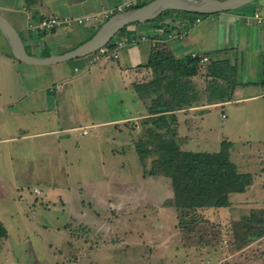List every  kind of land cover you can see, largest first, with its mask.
Masks as SVG:
<instances>
[{
  "label": "rangeland",
  "instance_id": "1",
  "mask_svg": "<svg viewBox=\"0 0 264 264\" xmlns=\"http://www.w3.org/2000/svg\"><path fill=\"white\" fill-rule=\"evenodd\" d=\"M17 1L20 3V0ZM118 1L122 0H106L109 7L115 6ZM143 1L149 2L150 0H129V6L113 11L115 13L124 11L129 9L128 7H134ZM260 2L264 3V0H254L234 10V12L241 10V15H250L253 12L252 8L256 4H261ZM12 4V0H0V14L8 21H12V19L7 9L3 7ZM56 11L59 12L58 9ZM114 12L110 16L115 14ZM169 14H163L152 21L163 22L169 17ZM209 16L210 14L201 15L202 21L200 23L209 22ZM135 24L132 23L123 27L122 32L136 26ZM97 28L95 27L92 31L88 30L87 26L61 29L66 37L65 40L73 42L87 40ZM150 29L148 28L145 32L149 33ZM119 33L121 32L114 35L109 44L113 43ZM0 47L7 50L5 39L1 34ZM104 47L110 54V46ZM94 53L95 55H102L99 50ZM22 64L20 70L25 78L32 79L33 82L38 80L40 83V76H43L41 75L42 71H40L42 69L30 72L29 67ZM255 75L256 71L251 69L250 76ZM81 78L82 76H75L76 83H72L74 87L72 91L75 94H72V98L69 99L70 105H68V110L70 109L69 111L72 112L73 116L71 122H66L67 111L65 109H62L60 114L62 120L66 122H62V124L60 117H57L53 110H49L47 127L56 129L55 132L44 135L36 134L25 140L18 138L14 147L10 148L9 153L0 147V213L8 229L7 241L9 242L1 244L0 264H133L130 261L110 259L111 256L108 251L117 247L116 244L120 243L118 239L121 236L114 234L111 237L98 236L99 233H94L105 231L104 226L109 223V218L117 219L107 206H104L105 201L107 203L109 199L117 207L123 208V213H129L126 215V218L129 219L117 224L113 221L115 222L113 227L119 225L121 232H130V238L136 243H138V239L143 240L146 248L156 247L151 239L160 238L162 234H165V231H177V234L180 235L178 240L169 241L168 238L170 237L167 236L164 239L165 242H162L161 246L158 247V250L164 247L168 248L164 250L161 257L169 264H264V249H262L264 248V235L255 240H250L247 238L246 232H251V229L248 230L245 225H240L241 229H234L236 226L234 224L237 221L247 218L252 212L264 217V207L246 208L241 212V215L236 210H231V213H228L229 210L222 208H194L189 209L190 212L187 214L182 210L174 218V214L171 216L170 212L167 214L166 210L162 209L163 206H159L154 198L150 204L152 205L151 208L149 204L143 201L144 197L151 195L152 192L153 196L156 194L157 185L144 186L141 180L139 182L140 167L143 173L158 169L161 160L158 142L161 136L164 140L171 137V131L165 132L164 128L155 127L156 133H152L151 131L148 132V128L145 126L143 134L136 135L135 132L139 130L136 124L138 120L127 122L129 125H126V136L131 137L132 141L134 137L135 142L133 143L135 146L138 144L139 149L144 152L143 169L135 148H127L124 137L117 139V136L111 133L113 130L109 129L110 125L99 124L121 114L128 108L126 98L134 93L130 91V87L125 88V78L123 76L110 78L106 76L104 81L99 82L97 78L92 77V80L86 78L83 83ZM25 83L24 76H21L17 71L14 72L0 61V91L3 94L6 91L24 93L21 86ZM70 86L71 84H68L66 88L69 89ZM2 98L4 99V97ZM3 99L0 98L1 103L5 100ZM148 102H150L149 98ZM249 104L251 103H246L242 108L229 106L228 110L238 108L239 117L237 120H247L250 115L248 112ZM219 112L220 110L217 111L216 118ZM20 118L30 126L28 128L33 133L42 129L40 125L34 127L38 121L30 122L24 115ZM237 120L227 127L231 123V117H229L228 120L221 123V126L215 127V133L218 134L219 131L232 133L229 134L234 137L231 138L232 145L239 152L242 150L245 155H253L254 153L263 155L264 140L257 139L258 130L250 127V123L246 125ZM222 121L223 119H221ZM69 124L77 128L66 131L65 128L68 127L64 126ZM83 129L87 133L83 134ZM103 132L110 134L106 140ZM160 132L164 133L160 136ZM244 136L251 137L250 141L240 142L239 139ZM122 148L123 151H121ZM112 149L115 150L114 153H111L113 152ZM7 167L13 171L12 176L10 170L6 169ZM22 173L30 175H26L28 181L16 186L14 181ZM26 177L22 176V179ZM50 187L51 196L54 197L53 201L47 197L45 200V195ZM160 188L164 189V183L160 184ZM35 189L39 190V195L36 194ZM157 193L161 194L162 192ZM241 193H231L233 204L236 202L243 203V200L239 198L247 196ZM253 195L258 197V194ZM259 196L264 199V192ZM10 198L14 199V203ZM17 200L25 205L22 208L18 207ZM29 201L31 202L28 204ZM138 205L144 206L137 208ZM94 207L96 227L94 224L92 225L94 231L92 229L89 235L86 227L76 224L73 218L78 221L83 220L84 217L81 214ZM139 209L152 210L153 215L157 217L155 219L152 217L148 224L147 222L140 224L139 219L131 221L132 213ZM94 212L92 211V213ZM160 212L164 215H161ZM18 213L22 216L17 215ZM26 215H28L27 218ZM234 216H236L235 221ZM128 220L132 223L126 227L125 222ZM136 220L139 222L136 223ZM66 223L68 224L66 225ZM255 227L263 228L264 225L256 224ZM59 230L68 232L69 238L63 239L62 232ZM171 234L173 233H169V235ZM144 236H146L145 239H143ZM126 242L125 247L127 248L134 243L131 239L126 240Z\"/></svg>",
  "mask_w": 264,
  "mask_h": 264
},
{
  "label": "crops",
  "instance_id": "2",
  "mask_svg": "<svg viewBox=\"0 0 264 264\" xmlns=\"http://www.w3.org/2000/svg\"><path fill=\"white\" fill-rule=\"evenodd\" d=\"M128 1H118L115 6L109 7L106 0H20V3L17 0H12V5H7L3 8L7 9V12L10 14L12 21H9V23L19 33L27 53L41 57L61 54L83 42L80 40L73 42L66 41V37L61 28L87 26V29L92 31L95 27H99L114 12L113 10H121L129 6L130 2ZM260 3L256 4L252 8V11L261 10L264 12V3ZM241 13V10L235 12L231 10L210 14L209 19L207 18L209 22H202L195 27L187 29L184 38L168 39V34H174L179 30L187 28L185 26L182 28L180 19L183 14L170 13L169 17L164 19L163 22L156 21L149 24H135L136 26L130 27L126 32L119 33L113 43L108 45L111 48L109 50L110 54L95 55V53H91L83 57L51 65H28L23 63L29 67L28 70L30 72L42 69L40 71H42L41 75L43 76H40V83L38 80L33 82L32 79L25 78V75L20 70L22 62L16 60L10 55L11 53L9 54L10 51H8L9 49L5 42L7 50L0 47V61L5 63L14 72L17 71L21 76H24V82L26 83L21 86L24 89V93L21 94L14 91H6L3 94L0 91V98L3 99L2 97H4L5 99H3V103L0 102V147H3V151L9 153L10 148L14 147V143L18 141V138L25 140L36 134L44 135L45 133L50 134L55 132L56 129H49L50 127H47L49 110H53L57 117H60L61 110L65 109L67 111L65 116L66 122H71L73 116L72 112L69 111L70 109L68 110V105H70L69 99L72 98V94H75L72 91L74 88L72 83H76L75 76H82L80 79L82 83L86 78L90 80L97 78L101 82L104 81L106 76L108 78L123 76L125 78V88L130 87V91L134 93L126 98L128 108L121 114L99 124L110 125L111 127L109 129L113 130L111 133H114L117 139L124 137L127 148H135L134 150L137 154L136 146L133 143L135 142V138L133 137L132 141L131 137L128 138L126 136V125H129L127 123L128 121L133 122V120L137 119L136 124L139 130L135 133L136 135H142L145 127L142 120L149 116L148 107L150 106L152 98L156 95H139L134 90V84L146 82L152 77L151 68L146 66L150 52L155 45L166 44L169 52L175 58H185L190 53L197 52L203 54L208 59L205 62L200 61L198 73L190 77V82L193 87L192 92L195 96L194 100L190 105L171 111L175 117L174 128L176 136L174 135V137L177 139L180 149L215 152L220 149L222 143H227L230 159L236 165L238 172L250 173L252 181L246 187L245 192L241 193L247 196L245 197L246 199L239 198L243 200V203L236 202L233 204L232 194H230V205L222 209L229 210L228 213H231V210H236L241 215V212L246 208L250 207L255 209L264 207V199L259 196V194H263L264 192V163H262L264 161V151L262 153L263 155L255 153L253 155H245L242 150L239 152L232 145L231 138L234 137L229 135L232 133H221L220 131L218 134L215 133V127L221 126V123H224L229 117H231V123L227 127L232 125L239 117V109L231 110L230 108L228 110L229 106H239L242 108L246 103H251L248 105L250 106L248 110L250 113L249 119H238L237 121H241L246 125L250 123V127L258 130L257 139L264 140V24H248L245 22L244 15H241ZM48 16H57L60 18H85L95 16L96 20L83 21L80 24L75 23L69 26L61 25L49 30H37L33 28L43 18ZM196 16L186 15L189 20H193ZM161 23L163 24L161 25ZM164 25H167V29ZM148 28L151 29L149 33H146L145 30ZM141 35H144L146 39L121 47L116 45L117 42L123 41L125 38ZM251 69L256 71L255 76H250ZM68 84H71L69 89L66 88ZM148 98L150 102H148ZM225 108L226 110H224ZM219 110L220 112L216 118V113ZM233 111L234 115L232 116ZM22 115L26 116L30 122L35 123L38 121L34 127L40 125L42 129L37 131L38 133H33L28 128L30 126L20 118ZM60 119L61 124L62 122L66 123L62 120V117ZM221 119H223L222 122ZM64 127H68L65 128L66 131L77 128L71 124ZM103 133L106 140V137L110 134ZM250 138L249 136H244L239 141L249 142ZM112 150L113 152H110L114 153L115 150ZM123 150L122 148L121 151ZM9 159L11 158L9 157ZM6 169L10 170L12 176L13 171L8 167ZM26 175L28 174L22 173L16 178L14 181L16 186H20L28 181ZM22 176L26 178L22 179ZM138 180L139 182L142 181L144 186L157 185L156 191L162 192L161 194L156 192L154 196L152 192L151 195L144 197L143 201L149 204L150 208L152 206L150 204L154 201V198L157 200L159 206H163L162 209L166 210L167 214L169 212L170 216L174 214V218L178 216L175 207L168 204L173 197L172 186L168 178L162 175L144 174L140 167ZM161 183H164V189L160 188ZM12 186L14 187V185ZM51 192L50 187L48 193L45 195V200L46 197L50 201L54 200ZM253 194H258V197H254ZM10 199L14 203V199ZM140 201L143 202L141 199ZM17 202L18 207L22 208L25 205L18 200ZM104 206H107L108 210L117 219L109 218V223L105 224L106 227L104 226L105 231L94 233H99L98 236L111 237L112 234L121 236L118 239L120 243L116 244L117 247L114 250L111 249L108 251L111 260L120 259L130 261L133 264H169L168 261L161 257L164 250L168 248L164 247L158 250V247L161 246L162 242H165L164 239L167 236L170 237L168 238L169 241L178 240L180 235L177 234L176 230L174 232L171 230L165 231V234H162L161 237L159 236L160 238L151 239L156 247L152 249L146 248L143 240L138 239V243H136L130 238V232H121L119 225L118 227H113L115 222L116 224L122 223L123 220L129 219L126 218V215H129V213H123V208L117 207L111 199L107 203L105 201ZM143 206L138 205L136 207L143 208ZM94 209L95 207L89 208L87 211L85 210V213L81 214L84 217L83 220L78 221L76 218H73L76 224L86 227L85 229L89 231V235L93 229L92 225L96 224ZM29 211L31 212L32 210ZM160 213L164 215L162 212ZM17 215L22 216L20 213ZM10 216L13 215L10 214ZM27 217L28 215H26ZM132 217L130 218L132 219L131 221L133 219H139L140 224H145V222L148 224L150 223L148 221L152 217L155 219L157 216L153 215L152 210L145 211V209H139L132 213ZM233 219L235 221L236 216ZM131 221L128 220L125 222L126 227L131 225ZM139 221L136 220V223ZM0 222L6 229V237L0 238L1 249V244L8 242V229L1 213ZM66 225L64 227L67 231ZM65 230H59V232ZM169 233L173 234L169 235ZM62 235L64 237L63 239L69 238L68 232H62ZM145 238L146 236L143 237V239ZM128 239H131L134 243L127 248L125 245ZM167 245L170 246L171 244Z\"/></svg>",
  "mask_w": 264,
  "mask_h": 264
},
{
  "label": "trees",
  "instance_id": "3",
  "mask_svg": "<svg viewBox=\"0 0 264 264\" xmlns=\"http://www.w3.org/2000/svg\"><path fill=\"white\" fill-rule=\"evenodd\" d=\"M146 3L143 1L128 8L139 7ZM167 13L200 15L169 10L159 17ZM152 22L149 20L136 24ZM119 32H122V29ZM146 66L151 68L152 77L146 82L134 84V90L139 95L155 94L156 96L148 107L149 116L143 119L142 123L148 128V132H155V127L164 128L165 132L171 131V137L164 140L161 136L164 132L159 133L161 139L157 146L161 160L158 169L144 171V174L162 175L170 180L173 197L168 204L174 206L178 214L182 210L187 214L190 212L189 209L194 208L228 207L230 194L244 192L252 181L249 173L238 172L236 165L230 159L228 144L222 143L220 149L215 152L187 151L180 149L177 139L172 136L175 135V117L171 111L190 105L195 98L190 77L199 71V58L190 55L185 58H175L166 44L155 45ZM136 150L144 169V152L139 149L138 144ZM256 224L264 225V217L252 212L247 218L237 221L234 229H241L240 225H245L248 230L251 229V232H246L247 238L255 240L264 235V227L257 228ZM4 237H6V229L0 222V238Z\"/></svg>",
  "mask_w": 264,
  "mask_h": 264
},
{
  "label": "water",
  "instance_id": "4",
  "mask_svg": "<svg viewBox=\"0 0 264 264\" xmlns=\"http://www.w3.org/2000/svg\"><path fill=\"white\" fill-rule=\"evenodd\" d=\"M254 0H150L144 5L117 12L109 16L97 30L85 41L71 50L57 55L33 56L27 53L19 33L0 14V33L2 34L11 55L28 65H51L83 57L107 46L115 34L123 27L159 17L169 10L196 13L200 15L215 14L243 7Z\"/></svg>",
  "mask_w": 264,
  "mask_h": 264
},
{
  "label": "built area",
  "instance_id": "5",
  "mask_svg": "<svg viewBox=\"0 0 264 264\" xmlns=\"http://www.w3.org/2000/svg\"><path fill=\"white\" fill-rule=\"evenodd\" d=\"M108 18V17H107ZM244 20L246 23L248 24H264V12H262L261 10H255L253 11L250 15H244L243 16ZM94 21L96 20V17H85V18H60L57 16H48L43 18L39 23H37L33 28L37 29V30H49L52 29L54 27L57 26H61V25H72L75 23H82L83 21ZM181 20V24H182V28L185 26L187 27L186 29H182L179 30L176 33H170L168 34V39H182L186 36L187 33V29L195 27L196 25H198L201 21V15H197L193 20H189L186 17V14H183ZM146 39V37L144 35L138 36V37H132V38H125L123 41H119L117 42V46L121 47L124 45H128V44H135L137 43L139 40H144ZM99 52L104 55L108 52V50H106V47H102L101 49H99ZM109 53V52H108ZM191 57L194 58H199V60L201 62H205L207 61V57L204 56L203 54H199L197 52H192L190 53ZM82 133L85 134L87 133V131L85 129L82 130ZM36 194H40L39 190L35 189Z\"/></svg>",
  "mask_w": 264,
  "mask_h": 264
}]
</instances>
